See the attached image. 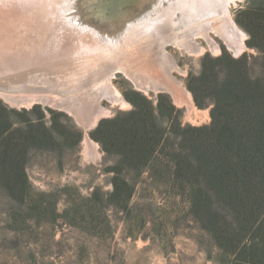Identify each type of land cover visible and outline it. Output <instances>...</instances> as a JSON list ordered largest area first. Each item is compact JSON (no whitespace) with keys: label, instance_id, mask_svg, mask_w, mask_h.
Returning <instances> with one entry per match:
<instances>
[{"label":"rangeland","instance_id":"obj_1","mask_svg":"<svg viewBox=\"0 0 264 264\" xmlns=\"http://www.w3.org/2000/svg\"><path fill=\"white\" fill-rule=\"evenodd\" d=\"M137 3L144 5L140 10L151 6V0H137ZM136 9L132 6L130 10L133 12ZM230 12L234 22L247 35V50L239 56H235L212 32V38L220 47L218 54L212 53L201 37L197 38V42L205 51L199 55L190 56L173 45L166 48L180 69L174 71L173 76L191 95V112L174 102L171 95L138 89L123 72H115L111 84L127 105L110 106L102 101L110 113L101 120L127 113L132 109V100L140 102L145 98L153 105L157 101L161 103V121L169 134L173 128L172 122L166 118L171 113L167 109L168 101L175 107L173 122L193 127L209 125L210 107H197L190 90V86L194 85L191 77L201 71V59L205 56L217 58L224 53L236 59L249 56L251 71L258 74L261 68L259 57L264 52V0H241L231 5ZM73 14L70 10L68 16L73 17ZM114 19L99 25V19L88 18L103 30L111 29ZM179 29L182 31L184 28L177 26L176 30ZM0 104L5 105L6 110L16 111L14 115H8L15 127L24 126L28 119L32 123L42 122L54 131L50 134L51 138L39 140L27 149L29 161L25 166V178L29 186L28 198L18 201L6 195L2 184L6 181L2 176L7 169L13 176L9 184L20 185L24 179L14 166L0 170V264L226 263L222 258L218 259L217 251L211 250L213 244L188 212L187 201L168 195L167 183L154 181L155 178L145 172L138 180L130 207L127 210L117 209L107 203L106 196L112 190L109 169L114 167L116 158L109 156L105 159L96 141L100 158L85 155L81 139L84 129L73 117L37 104L30 109H14L1 98ZM95 128L88 131L89 136ZM60 132L64 133L63 139ZM92 202L98 203L94 208L97 212L90 211ZM36 203L40 210L34 209L33 204Z\"/></svg>","mask_w":264,"mask_h":264},{"label":"trees","instance_id":"obj_2","mask_svg":"<svg viewBox=\"0 0 264 264\" xmlns=\"http://www.w3.org/2000/svg\"><path fill=\"white\" fill-rule=\"evenodd\" d=\"M262 40L264 44V36ZM259 61L260 72L253 74L249 56L236 59L224 53L201 59L190 90L197 107H210L207 126L173 122L175 107L168 101L169 134L161 121V103L153 105L145 98L132 100L129 112L101 120L89 137L100 145L105 159L116 158L109 169L112 190L107 203L127 210L138 180L149 172L154 181L168 184V195L187 201L188 212L218 259L225 264H264V52ZM6 109L0 104V170L14 166L24 180L9 184L13 176L7 169L3 190L23 201L29 193L27 149L54 131L28 119L15 127L8 115L16 111ZM95 204L91 212H97ZM33 207L41 209L37 203Z\"/></svg>","mask_w":264,"mask_h":264},{"label":"bare ground","instance_id":"obj_3","mask_svg":"<svg viewBox=\"0 0 264 264\" xmlns=\"http://www.w3.org/2000/svg\"><path fill=\"white\" fill-rule=\"evenodd\" d=\"M239 1L151 0L140 10L137 0H0V98L14 109L37 104L67 113L84 129V154L100 158L87 128L109 116L102 101L127 105L111 84L114 73L143 91L171 95L191 112V95L173 76L180 69L166 48L199 55L201 37L218 54L212 32L239 56L247 35L230 12ZM89 17L99 25L116 19L103 30Z\"/></svg>","mask_w":264,"mask_h":264},{"label":"water","instance_id":"obj_4","mask_svg":"<svg viewBox=\"0 0 264 264\" xmlns=\"http://www.w3.org/2000/svg\"><path fill=\"white\" fill-rule=\"evenodd\" d=\"M45 108H48V109H50L49 107H45ZM101 119H99V121H100ZM99 121L92 127V126H89L87 129L90 131V130H93L97 125H98V123H99Z\"/></svg>","mask_w":264,"mask_h":264}]
</instances>
